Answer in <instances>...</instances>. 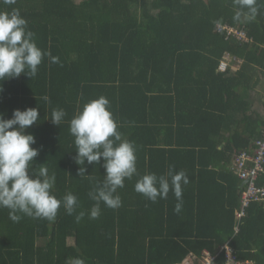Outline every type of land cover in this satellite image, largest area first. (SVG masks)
Masks as SVG:
<instances>
[{
  "label": "trees",
  "instance_id": "obj_1",
  "mask_svg": "<svg viewBox=\"0 0 264 264\" xmlns=\"http://www.w3.org/2000/svg\"><path fill=\"white\" fill-rule=\"evenodd\" d=\"M12 8L63 67L45 57L35 78L0 81V114L7 120L15 110L39 108L26 133L40 149L33 170L47 164L57 198L77 195L88 215L76 223L62 208L55 223H16L0 208V264H184L205 251L225 264L227 244L240 262L264 264V203H251L239 221L242 181L231 170L264 131L262 95L259 112L250 100L264 78V7L255 21L239 24L233 0H18L11 7L0 0V11ZM219 26H237L252 42L227 39ZM100 96L124 139L136 144L140 176L166 174L169 165L187 172L192 182L179 215L174 193L152 203L136 193L134 177L118 192L123 207L101 205V217L90 219L92 182L77 175L70 121ZM56 108L67 113L60 127L51 122ZM103 163L86 161L85 175L103 180Z\"/></svg>",
  "mask_w": 264,
  "mask_h": 264
},
{
  "label": "clouds",
  "instance_id": "obj_2",
  "mask_svg": "<svg viewBox=\"0 0 264 264\" xmlns=\"http://www.w3.org/2000/svg\"><path fill=\"white\" fill-rule=\"evenodd\" d=\"M17 2L3 0L9 7ZM233 3L236 9L233 20L238 24L255 21L264 7L259 0H233ZM45 57L52 64L63 67L59 57L52 56L51 51L45 52L38 46L37 34L29 30L28 21L19 8L0 11V81L18 79L22 75L29 79L35 78ZM3 91L0 87V93ZM42 99L51 104L47 95ZM110 109V101L100 96L85 104L82 111L70 121V134L75 138L77 149V175L92 182L88 192L89 199L94 202L90 219L98 220L101 217V205L115 211L123 207L118 192L126 187V181L134 177H140L135 184L136 193L152 203L167 199L170 192L174 193L177 200L174 212L179 215L184 208V188L192 182L187 172H177L175 165H169L166 174L158 176L146 173L140 176L137 146L124 139L120 131L122 125ZM66 116L65 110L56 108L52 112L51 122L60 127ZM38 121L39 108L15 110L13 118L7 120L0 114V208L7 209L10 219L16 223L24 217L55 223L62 208L67 215L75 216L76 223H80L88 213L81 210L79 197L68 192L63 198H57L53 192L57 177L55 173L49 174L47 164L33 170L40 149L32 147L36 139L26 133ZM102 158L106 177L97 181L95 176L85 175V162L99 165ZM66 264H86V261L84 258H70Z\"/></svg>",
  "mask_w": 264,
  "mask_h": 264
},
{
  "label": "built area",
  "instance_id": "obj_3",
  "mask_svg": "<svg viewBox=\"0 0 264 264\" xmlns=\"http://www.w3.org/2000/svg\"><path fill=\"white\" fill-rule=\"evenodd\" d=\"M219 31L225 32L227 39L235 38L242 42H252L246 32L237 26H219ZM229 61L230 56H226L221 61L219 66L220 72L226 71ZM262 98L264 100V90L262 92ZM231 170L235 172L242 182H246L244 187L241 188V207L236 211V217L240 221L245 217L246 209L251 203H264V185H258L260 177L264 174V131L261 138L254 141L248 150L236 155L231 165ZM221 251L225 252V264H252L251 262H240L228 244L223 246ZM218 257L219 255L213 256L205 251L199 258L191 256L188 261L189 263L186 264H219Z\"/></svg>",
  "mask_w": 264,
  "mask_h": 264
},
{
  "label": "rangeland",
  "instance_id": "obj_4",
  "mask_svg": "<svg viewBox=\"0 0 264 264\" xmlns=\"http://www.w3.org/2000/svg\"><path fill=\"white\" fill-rule=\"evenodd\" d=\"M260 91L259 90L254 91V92H251V94H250V100H252L254 102V110L253 111H257V112H259L262 109L261 92ZM187 263H189V262H187Z\"/></svg>",
  "mask_w": 264,
  "mask_h": 264
},
{
  "label": "crops",
  "instance_id": "obj_5",
  "mask_svg": "<svg viewBox=\"0 0 264 264\" xmlns=\"http://www.w3.org/2000/svg\"><path fill=\"white\" fill-rule=\"evenodd\" d=\"M260 92H261V95H262V92H263V90H264V82L262 81V84H261V86H259V89H258ZM257 90V91H258ZM189 261V259H187L185 262H184V264H186L187 262Z\"/></svg>",
  "mask_w": 264,
  "mask_h": 264
},
{
  "label": "water",
  "instance_id": "obj_6",
  "mask_svg": "<svg viewBox=\"0 0 264 264\" xmlns=\"http://www.w3.org/2000/svg\"><path fill=\"white\" fill-rule=\"evenodd\" d=\"M245 184H246V182H243L242 185H241V188H243Z\"/></svg>",
  "mask_w": 264,
  "mask_h": 264
}]
</instances>
